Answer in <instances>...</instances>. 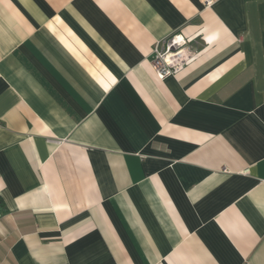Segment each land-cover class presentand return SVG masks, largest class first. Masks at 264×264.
Returning a JSON list of instances; mask_svg holds the SVG:
<instances>
[{"label": "crops", "instance_id": "1", "mask_svg": "<svg viewBox=\"0 0 264 264\" xmlns=\"http://www.w3.org/2000/svg\"><path fill=\"white\" fill-rule=\"evenodd\" d=\"M0 198V264H264V0H0Z\"/></svg>", "mask_w": 264, "mask_h": 264}, {"label": "built area", "instance_id": "2", "mask_svg": "<svg viewBox=\"0 0 264 264\" xmlns=\"http://www.w3.org/2000/svg\"><path fill=\"white\" fill-rule=\"evenodd\" d=\"M203 2L207 6L211 0H203ZM195 52V48L180 34L157 42L152 60L156 75L162 79L179 72L195 55Z\"/></svg>", "mask_w": 264, "mask_h": 264}, {"label": "trees", "instance_id": "3", "mask_svg": "<svg viewBox=\"0 0 264 264\" xmlns=\"http://www.w3.org/2000/svg\"><path fill=\"white\" fill-rule=\"evenodd\" d=\"M2 199L0 198V208H2Z\"/></svg>", "mask_w": 264, "mask_h": 264}]
</instances>
